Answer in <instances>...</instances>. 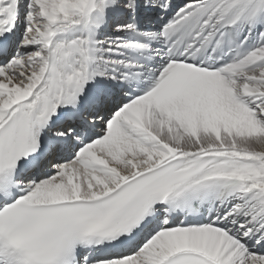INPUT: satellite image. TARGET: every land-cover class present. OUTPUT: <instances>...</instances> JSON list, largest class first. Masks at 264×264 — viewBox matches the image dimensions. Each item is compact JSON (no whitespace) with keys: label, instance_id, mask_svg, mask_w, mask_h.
Returning a JSON list of instances; mask_svg holds the SVG:
<instances>
[{"label":"snow or ice","instance_id":"1","mask_svg":"<svg viewBox=\"0 0 264 264\" xmlns=\"http://www.w3.org/2000/svg\"><path fill=\"white\" fill-rule=\"evenodd\" d=\"M0 264H264V0H0Z\"/></svg>","mask_w":264,"mask_h":264}]
</instances>
